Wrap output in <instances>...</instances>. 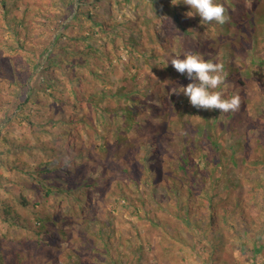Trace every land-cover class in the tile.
<instances>
[{"label":"trees","instance_id":"16d2710c","mask_svg":"<svg viewBox=\"0 0 264 264\" xmlns=\"http://www.w3.org/2000/svg\"><path fill=\"white\" fill-rule=\"evenodd\" d=\"M110 1L86 0L83 4L82 0H77L75 4V0H29V3L24 4L23 9H26L18 22V25L23 26L27 31L26 36L23 42H19L17 46L13 44L14 42L11 39H6V29L4 30L3 25L6 19L4 15L7 16L9 13L8 10L6 11L8 5L5 0L0 4V142L5 141L3 140L4 136H7L8 139H10V136L22 139L26 128L30 125L31 117H35V124L41 128L36 145L26 143L23 148L18 149L20 155L17 162L20 165L17 169L11 167L10 172L5 174L1 172L3 177L6 175L8 185L15 184L16 187L13 191H7L3 196L0 195V264H37L36 258L42 259L41 256L44 255L39 239L44 233V226L36 216L41 215L44 217L47 215V211L52 210L55 202H71L73 200V192L71 191L73 183L78 185L77 188L80 192L86 193L89 189L92 193H96L97 188H94L93 184L98 182L95 180L89 183L86 180L88 177L91 179L87 173L93 172L94 169H86L84 166L85 162L89 164L92 160L86 152L76 153L82 149L81 141L79 140L77 143L72 139L77 135H80L81 138H88L94 134L99 136V130L105 128L112 120L121 125L122 130L126 132L122 124L124 108L118 102V97L113 94V88L117 87L118 79L124 78L125 72L129 70L124 68L128 60L126 54L131 53L129 45L124 50L127 53L119 50L113 52L107 49V52L114 53L117 59H113V63L110 64L113 77L108 78L103 83V86L107 89L104 91H108L110 94L100 98L98 93H101L102 90H99L97 86L98 79L95 74L104 76L103 73H109V67L103 66L97 60H103L104 51L98 44V47L95 48L97 52L92 53L91 48L93 47L85 44L88 36L80 37V35L77 36L74 33L76 23L82 25L85 19L92 20L96 10L107 12ZM124 1H131V4L136 2L135 11H133L134 6H131V11L127 12V17L131 19L128 21L129 31L136 33L137 30L143 28L144 49L150 50L162 46L164 51L170 54L168 55L170 57H173V53L169 52L170 46L167 44L169 41L167 39L168 29L173 27L177 38L182 40L180 45L187 50L188 46H198L200 38L195 36L198 30L201 27H210L213 23L201 25L198 16L188 18L186 13L190 9L187 5H182L183 0ZM228 1L238 0H217L223 7L226 6L225 4ZM154 3L168 8L167 11L163 12L164 15L154 8H157V6H151ZM179 4L182 5L180 8L178 7ZM27 6H49L51 12L48 16H45L40 24L36 25V28L30 27V29H27L26 22H34L33 19H30V16L26 15L28 12ZM85 6L89 7L87 12L83 10ZM2 9H5L4 13ZM155 14L163 15L162 23L156 31L152 28V25L158 20L153 21L156 19ZM132 18H135L136 23H133ZM130 22L135 25H131ZM183 26L186 27L182 28ZM107 27L105 25V30H112L111 27L110 29H107ZM81 28H83V25ZM122 28L124 29V27ZM82 30H85V28ZM104 33L106 38L110 39L107 31H104ZM259 35L260 32L257 33L258 39ZM10 37L19 40V33L16 31L15 34H10ZM161 40L163 42H160ZM59 41H64L66 49L73 46L75 51L78 47L79 51L75 53V58L81 59L82 76L77 75V71L72 68L63 69V61L52 55V53L49 54L50 45L54 42L57 44ZM129 42H134L132 36ZM245 42L240 41L238 43L242 45ZM67 51L69 50L67 49ZM68 61L71 64L74 63L70 59ZM70 63L68 66L71 65ZM261 66L264 68V64H261ZM88 75H95L93 77L95 83L92 81L88 83ZM223 76L224 84L227 81L232 82L231 77L229 78L225 72H223ZM24 78L27 82L25 87L21 88V81ZM238 81L242 87L245 86V83L241 80ZM44 82L46 83L45 86ZM27 83L30 85L29 88H27ZM33 83L35 86H33ZM189 83L191 81L174 82L170 80L168 89L161 92L158 97L152 93L153 90L144 94L145 97L150 95L155 104L149 106L147 111L144 110V134L147 135L144 141H147L146 144H148V151L146 152L148 158L145 161L150 163L147 166L144 162V165L140 166L143 183L150 188L153 196L158 194V189L161 190L159 198L164 199L163 202H168L170 210L174 211L175 216L180 215V217H175V220L172 217L171 220L164 219L161 221L159 219L158 222L152 220V226L165 234L160 237L163 244L169 246L174 244L179 247L182 243L178 236L166 233L171 226L176 227L175 225H179L176 227L177 230L174 231L179 232L180 229H183L190 237V246L203 245V252L200 253V264H227L226 244H229L231 248L242 255H245L244 253L251 249L252 257L249 258V262L251 264H264V216L251 211L253 208L251 201L253 199L244 200L233 195V191L241 186L239 179L235 180V183L231 182L229 184L226 176L228 169L219 170L221 163L219 160H215V156L210 157L212 162L209 163L210 169L203 172L198 168H194L193 161L201 156L198 152L203 144L207 146V142H211L214 153L216 152L220 156L223 153L218 146V143L221 142L217 129L219 122L210 121L209 118L206 119V125H211L213 130L217 129V131L204 132V126L190 128L187 121L183 119V111L190 108V103L186 97L185 104L183 101L182 103L178 102L175 96L172 95L171 90L172 88L179 89L181 86H187ZM82 92L86 97L85 100L80 97ZM260 93H264V91L261 90ZM141 97L138 100V106L143 109L140 101ZM103 103H106L109 107H104ZM171 106L175 109L176 116L174 118H169L171 114L168 110ZM239 109L244 111V101ZM80 111H82V115L79 116L77 114ZM27 112L30 116L27 115ZM102 112L105 113V118H108V121L105 120L103 123L96 118V115ZM212 113L219 114L220 112L219 110H212ZM161 115L166 116L163 123L164 126L166 125V134L161 142V147L158 149L157 131L161 127L158 118ZM223 115L227 124L234 121L239 123V119H235L234 116H241V112L234 111ZM258 118L260 124L255 120L247 123V125H250L254 132L257 131L258 138L256 141L264 147V126H261L262 120L260 117ZM184 122H186V125L183 124ZM132 123H134V120ZM136 125L138 123H135L133 127L135 128ZM245 125V122L239 123L238 130L234 132L238 136L242 135L246 129ZM256 127L260 129H256ZM56 128L57 131H55ZM178 128H180L179 135L177 134ZM11 129H14V131L11 132ZM155 133L156 139H154ZM175 136H178L180 143L177 149H173L170 145ZM24 149H29L30 152L28 153ZM245 149H247L246 146ZM234 152L236 153V151ZM209 153H211V150H209ZM183 154L184 156L188 155L185 162L180 159ZM200 159L204 162L208 161V156H201ZM262 160L264 162L263 157ZM231 161L233 168L239 166V161L233 154L231 155ZM147 167H151V169H147ZM252 170L251 162L247 163L238 178L241 179L245 176V178H248L251 176ZM224 171L226 174L223 175ZM66 172L67 178L63 177ZM211 172L214 176H210ZM28 174H30L31 179L29 182H27L29 178L26 177ZM56 178L57 181H55ZM210 178L214 179L213 184L215 186L213 188H209L207 185ZM63 179L65 180L64 187L60 184L64 181ZM221 182H224L223 189L216 192V184ZM26 189L29 193L23 195L22 192ZM223 191H225V194ZM162 207L166 210L165 206ZM81 214L95 216L94 205L89 203L86 209L74 207L70 209L72 217L79 218ZM80 218L82 219L81 237L83 235L89 240L82 248H78L84 261L87 264H102L101 261L106 264H118L115 261L117 256H114V254L106 257V259L100 258V261L90 260L89 253L93 252L94 248L88 250V243H93L95 222L98 225L113 223L115 232L118 223L112 218L106 221H100L99 217H94V219ZM131 227H135L134 223H131ZM131 227H127L128 234H121V239L127 243L128 250L123 252L126 260H120L119 264H143L148 259L145 251L147 239L141 236L137 226L135 228ZM227 234H230V237H227ZM174 238H176L175 241ZM158 243L165 248L160 242ZM167 253L169 251L165 249V254ZM46 256H48L47 253ZM50 256L53 257L51 254ZM52 259L49 260L52 261ZM259 261L261 262L258 263ZM53 264H56L55 261Z\"/></svg>","mask_w":264,"mask_h":264},{"label":"rangeland","instance_id":"374dc122","mask_svg":"<svg viewBox=\"0 0 264 264\" xmlns=\"http://www.w3.org/2000/svg\"><path fill=\"white\" fill-rule=\"evenodd\" d=\"M5 1L8 5L6 11L8 10L9 12L7 16L4 15L6 19L3 26L4 30H7H5V36L7 40L11 39V41L14 42L13 44L17 46L19 42H23L26 36L27 31L23 26L20 27L18 22L26 9H23V6L29 3V0ZM2 2L3 0H0V4H2ZM76 2L77 0H75V4ZM85 2L86 0H82L83 4H85ZM182 5L179 4L178 7L180 8ZM225 5L226 15L229 17L228 22L224 25H217L213 22L210 27H201L198 33L195 34V36L200 38L197 47H194V45L192 47L188 46L186 50L185 47L180 45L182 40L177 38V34L173 27L172 29H168L169 33L167 39L169 41L167 44L170 46L169 52L171 54L173 53V57L168 56L170 54L165 52L162 46L145 50L143 28L137 30L136 33L129 31L128 21L131 19L127 17V12L129 13L131 11V6H134L133 11H135L136 2L131 4V1L111 0L107 12L96 10L92 20L85 19L83 21L82 25L85 30H82L81 24L76 23L74 33L77 36L80 35V37L88 36V40L85 44H89L93 47L91 48L92 53L97 52L95 48L98 47V44L104 51L103 60H97L103 66L109 67V73H103L104 76L95 74L98 79L97 86L99 90H102L101 93H98L100 98H104L107 94H110V92L104 91L107 89H105L103 83L108 78L113 77L110 64L113 63V59H117V56L114 53H108L107 49L113 52L116 50L124 52L129 45L131 53L124 52L127 53L126 56L128 58L124 68L129 70L125 72L124 78L118 79L117 87L113 88V94L118 97V102L122 104L124 108V120L122 124L126 132L122 130L121 125L112 120L105 128L99 130V136L94 134L88 138H81L80 135H77L72 139L77 143L79 140L81 141L80 144L82 145V149L76 153L86 152L92 160L89 164L86 162L84 164L86 169H94L93 172L87 173L92 180L89 177L86 178V180L89 183L96 180L98 183L93 184V187L97 188V191L96 193H92L88 189L86 191L89 196L88 198L87 194L80 192L77 188L78 185L73 183L72 186L75 187L71 186V191L73 192V200H71V202H55L52 210L47 211V215L44 217L41 215L36 216L38 217V221H42L44 226V233L39 238L41 250L44 252V255L41 256L42 259L36 258L37 264H53L54 261L56 264H87L78 251V248H82V246L89 241L83 235L81 237L82 219L80 217H88L89 219L99 217L100 221H106L112 218L118 223L116 232L113 223H102L99 225L97 222L94 223L93 243H88V250L92 247L94 248L93 252L89 253L90 260L100 261V258L106 259V257H110L112 254L117 256L115 261L118 262V264L120 260H126L123 252L128 250V245L121 239V234H128L127 227H131V223H134L141 236L147 239L145 251L148 259L147 262L143 264H200V253L203 252V245L196 244L194 247L190 246V237L183 229H180L179 232L174 231L177 230L176 227L179 225H175L176 227L171 226L166 232L170 235L178 236L182 243L179 247L174 244L170 246L163 244L160 240L161 235L165 234L152 226V220H156L157 222L159 219H161V221L164 219L171 220L172 218L175 220V217H180V215L175 216L174 211L170 210L168 202L166 201V204V202H163L164 199L161 200L159 198L161 190L158 189V194H155L156 196L151 194L150 188L143 183L142 172L140 171V166L144 165V162L147 166L150 163L145 161V159L148 158L146 155L148 144H146L147 141H144L147 136L144 134V110L147 111L149 106H154L155 104L150 95L149 97H145L144 94L153 90L152 93L158 97L161 92H165L168 89V82L170 80L174 82H182L183 80L190 82L185 75L176 72L170 63L173 58H183L189 53L199 54L201 58L205 60L220 63L224 66L223 72H225L229 78L231 77L230 80H232V82L227 81L213 91L220 92L225 98L239 95L241 97L240 105H243L244 101V111L237 109L236 111L241 112V116H234V118L239 119V123H246L245 131L242 135L238 136L234 132L237 131L239 127L237 121H234L236 122L235 124H233L234 122L227 124L223 114H213L212 110L197 109L191 105L189 109H185L183 111V119L187 121L190 128L193 126L197 128L198 126H204V132H213L218 129V133L221 137V142L218 143V146L222 150V156L217 155L216 152L214 153L212 151V143L207 142V146L203 144L198 154L204 157L207 155L208 161L204 162L200 159L201 156H199L198 159L193 161L194 168H198L203 172L204 170L210 169L209 163H212L210 157L215 156V160H219L221 163L219 170L222 171L223 168L228 169V173L226 174L224 171L223 175L226 174L229 184L231 182L235 183L237 179L240 181L241 186L233 191V195L243 198L244 200L253 199L251 201L253 205L251 211L264 216V162L262 160V157L264 158V147L259 145L256 141L258 138L257 131L254 132L252 127L247 125V123L254 122L255 120L259 123L260 120L258 117H260L262 120L261 126H264V93H260L261 90L264 91V68L261 66V64H264V0L228 1ZM151 6H157V8H154L158 9L162 14L168 9L164 7V5L158 6L156 3L151 4ZM27 7L28 12L26 15L30 16V19L34 21L33 23L26 22L25 26L27 29H30V27L36 28V25L40 24V22L45 19V16H48L51 12L49 6ZM83 10L87 12L89 7L85 6ZM2 12L4 13L5 9H2ZM155 15L156 19L153 21L158 20L152 25V28L156 31L158 26L162 23L163 15ZM132 19L133 23H136V20H134L135 18ZM131 23L132 22H130V24ZM105 25L108 26L107 29L111 27L112 30H105ZM122 27H124V29ZM184 27L186 26L182 28ZM16 31L19 33V40L10 37V34H15ZM104 31H107V34L110 35V39L106 38ZM258 32H260L259 39L257 37ZM130 35L134 38V42L132 43L129 42ZM240 41L246 42L240 45L238 43ZM63 42L64 41H59L57 44L56 42L52 43L50 45L49 54L52 53V55L59 57V60L63 61V69L72 68L74 71H77V75L80 74L82 76L83 67L80 66L82 65L81 59L75 58V53L79 51L78 47L74 51L73 46H71V48H67L69 50L67 51L66 45ZM160 42L163 41L161 40ZM123 58L125 59L124 56ZM68 59L74 61V63L71 64ZM69 63L72 66H68ZM59 65L61 66L62 64ZM104 70L106 71V69ZM95 75L87 76L89 80L88 83L91 81L95 83L93 79ZM238 80L245 83V86L242 87ZM26 82L27 80L25 78L21 81V88L25 87ZM45 85L46 83L44 82V86ZM33 86H35L34 83ZM29 87L30 85L27 83V88ZM83 92L80 97L82 100H85L86 97ZM172 95L175 96L178 102L182 103L183 101L185 104V96L173 93ZM140 97L143 109L138 106ZM103 105L106 108L108 106L106 103H103ZM132 110L133 112H131ZM81 112L82 111L77 115H82ZM168 112L171 114L169 118H174L176 116L175 109L172 106ZM27 115L30 116L29 112H27ZM131 117H133V119H131ZM34 118L35 117L30 118V125L26 128L25 135L22 139L14 138L13 136H10V139H8L7 136H4L3 140L5 141L0 142L1 196L7 191H13L16 187L15 184L8 185L6 175L3 177L1 172L4 174L10 172L11 167L17 169L20 165L19 162H17V158L20 155L18 149L21 147L23 148L26 143L36 145L37 138L40 137L39 131L41 128L35 124ZM96 118L100 119L102 123L105 120L108 121V118H105L104 112L96 115ZM208 118L210 121L219 122V127L213 130L211 125H206L205 120ZM165 119V115H161L158 118V121L161 122V125H159L161 127H159L157 131L158 149L161 147V142L166 134V125H163ZM133 120L134 123H132ZM135 123H138V125L134 128L133 126ZM183 124L186 125V122ZM257 127L256 129H260ZM57 130L56 128L55 131ZM12 131H14V129H11V132ZM179 133L180 128L177 130L178 135ZM150 134H152V132H150ZM156 138L157 136L155 133L154 139ZM170 145L173 149L179 147L180 143L178 141V136H175L171 140ZM245 146L247 149H245ZM24 150L28 153L30 152L29 149ZM209 150H211V153H209ZM234 151H236V153ZM232 154L239 161L238 167L233 168V166H231ZM187 158L188 155L184 156L183 154L180 159L185 162ZM249 162H251V168L253 169L250 173L251 176L248 178H245L246 176L241 179L238 178L239 175L242 174L243 167ZM148 168L151 169V167H147V169ZM211 175L214 176L212 172L210 176ZM66 176L67 172L63 174V177ZM26 177L29 178L27 181L29 182L31 180L30 174L26 175ZM55 181H57V178ZM213 181L214 179L210 178L207 182L209 188L215 186ZM60 184L64 187L65 180ZM216 185L215 191L220 192L223 189L224 182ZM223 192L225 194V191ZM28 193L27 189L22 192L23 195H28ZM89 203L94 205L95 216L92 214H81L78 218L70 215V209L72 207L86 209ZM161 203L162 206L166 207V210L163 209ZM55 208H57V210L54 211ZM242 232H244V230H242ZM227 237H230V234H227ZM173 240L175 241L176 238ZM158 242L165 246V248L161 247ZM226 245L227 249L225 253L227 264H251V262H249V258L252 257L251 249L247 250L244 253L245 255H242L231 248L229 244ZM165 249H167L169 253L165 254ZM46 253L48 256H46ZM50 254L53 255V259ZM49 259H52V261ZM101 262L102 264H106L104 261ZM260 262L261 261L258 263Z\"/></svg>","mask_w":264,"mask_h":264},{"label":"clouds","instance_id":"9594fccd","mask_svg":"<svg viewBox=\"0 0 264 264\" xmlns=\"http://www.w3.org/2000/svg\"><path fill=\"white\" fill-rule=\"evenodd\" d=\"M190 11L188 18L198 16L201 25L215 22L224 25L229 17L226 10L217 0H183ZM194 31V30H193ZM171 65L176 72L186 75L191 81L187 86L172 89V93L185 96L190 105L197 109L219 110L220 114L236 111L241 104V97L233 95L225 98L220 92L213 91L224 82V66L201 58L199 54L189 53L183 58H173Z\"/></svg>","mask_w":264,"mask_h":264}]
</instances>
